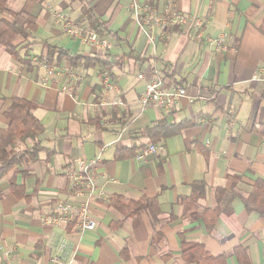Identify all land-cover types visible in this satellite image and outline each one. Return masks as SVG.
Returning a JSON list of instances; mask_svg holds the SVG:
<instances>
[{"label": "crops", "instance_id": "crops-1", "mask_svg": "<svg viewBox=\"0 0 264 264\" xmlns=\"http://www.w3.org/2000/svg\"><path fill=\"white\" fill-rule=\"evenodd\" d=\"M86 1L111 33L107 67L88 59L91 49L53 21L52 11L60 9L88 25L79 0H5L18 22H34L37 31L29 46L22 37L14 42L30 64L0 45V129L9 126L4 113L11 100L27 99L36 105V141L44 149L0 182V248L14 247L17 264H185L187 243L225 264H264V218L248 212L241 199L264 179V135L256 132L264 125V0H139L153 16L172 9L189 18L185 26L152 24L142 32L130 0ZM220 37L216 46L212 41ZM45 43L62 56L85 58L77 66L65 59L60 64L83 72L73 95L61 91L69 78L49 80L46 66L37 63ZM103 72L124 106L98 105ZM139 74L183 86L187 96L169 114L157 107L142 111ZM48 82L53 87L43 86ZM161 123L186 127L154 141L148 131ZM77 158L100 159L101 198L90 209L94 230L43 222L57 200L84 199L71 189ZM198 181L207 185L199 212L223 207L213 229L182 201ZM234 186L241 197L231 201ZM218 189L226 191L221 199ZM146 199L158 203L157 211L136 204Z\"/></svg>", "mask_w": 264, "mask_h": 264}, {"label": "trees", "instance_id": "trees-1", "mask_svg": "<svg viewBox=\"0 0 264 264\" xmlns=\"http://www.w3.org/2000/svg\"><path fill=\"white\" fill-rule=\"evenodd\" d=\"M82 3V12L90 29L107 38L111 34L107 32V28L99 17L90 8L86 0H79ZM0 14H7L14 18L15 21L10 22L4 18H0V45L6 48L11 56L22 64H30L31 61L22 57L21 51L23 46L14 45L18 37H22L27 41L26 46L31 44L33 32L37 31V25L31 21L20 23L17 21L18 14L12 13L6 8L5 0H0ZM264 34V24L261 28ZM44 51L37 58V63L51 66L53 64H61L65 59L73 66H77L85 58L82 56L63 55L62 50L57 46L43 44ZM106 57V56H105ZM88 59L96 60L100 63L104 62L103 58L89 55ZM108 60L104 62V67H107ZM10 108L4 113V116L10 121L6 129H0V182L15 169L23 167L25 164L35 162L39 159V154L43 151L40 141H36L37 135L35 129L38 125V120L34 115L36 105L24 98H13ZM184 124L168 125L159 124L158 129H150L148 135L151 139L157 141L165 138L170 134H177ZM256 132L264 135V125L256 129ZM33 139L34 143L26 147V142ZM206 183L204 181L195 182L192 185V193L190 196L183 198V204L186 209L192 213L195 219H203L210 229L214 228L219 215L223 211V207L218 204L215 208H207L199 212L198 201L205 197ZM224 189H218V199L225 195ZM231 201L237 197H241L236 191L235 186L231 191ZM241 199L246 206L248 212H257L264 218V179H257L251 193L248 196H243ZM145 203L140 204V208L149 205L158 209V203L146 199ZM185 264H225L223 257H213L200 244L183 243L182 251Z\"/></svg>", "mask_w": 264, "mask_h": 264}, {"label": "built area", "instance_id": "built-area-1", "mask_svg": "<svg viewBox=\"0 0 264 264\" xmlns=\"http://www.w3.org/2000/svg\"><path fill=\"white\" fill-rule=\"evenodd\" d=\"M143 4L139 1L132 0L130 10L134 17L140 19V15L144 12ZM49 8L50 5H48ZM52 18L62 30V32L70 38L77 39L81 44L88 46L93 55L104 58L112 48L111 42L104 36L90 29L83 21H75L64 12L53 10ZM189 18L181 13L168 9L167 13L156 15L154 24L164 28L168 25L185 26ZM148 23L149 21H144ZM150 39L152 34L148 33ZM222 37L214 39L212 42L216 46H221ZM47 78H69V84L63 85L61 91L67 95H73L76 85L83 78L81 70H74L64 65L54 64L46 66ZM138 78L145 82V93L140 97L139 103L142 111H146L151 107H157L164 113L173 112L180 101L187 96V90L180 85L165 84L161 79H150L145 74H139ZM103 90L101 99L98 103L102 107H121L124 102L121 98L119 88L114 85L110 75L107 72L101 74ZM46 88L53 87L49 82L43 83ZM156 146H149L150 152L156 151ZM100 159L86 160L77 158L75 160L78 168L71 171V189L73 195L83 197L84 199L75 204L68 200H57L53 205L50 213L43 218L46 225H61L69 227L74 225L80 230H94L97 223L90 215V209L93 202L101 198V192L97 182V165ZM1 254L4 264H17V252L14 247L1 246Z\"/></svg>", "mask_w": 264, "mask_h": 264}, {"label": "rangeland", "instance_id": "rangeland-1", "mask_svg": "<svg viewBox=\"0 0 264 264\" xmlns=\"http://www.w3.org/2000/svg\"><path fill=\"white\" fill-rule=\"evenodd\" d=\"M137 2H139V0H136ZM131 2H132V0H130V4H131ZM143 8H144V12L140 15V19H137L136 17H134V21H135V23H136V26H138V28H139V30L141 29L142 31H144L145 30V28H150L151 26H152V24H154V21H153V18L155 17V16H153L152 14H149V12H148V8L146 7V6H143ZM131 9V8H130ZM58 11H61L62 12V10H60V9H58ZM131 12V11H130ZM132 13V12H131ZM133 14V13H132ZM134 15V14H133ZM70 18H71V16H69ZM76 18V19H75ZM73 20H75V21H79V22H81L82 21V16H79V14L78 15H76V17H75ZM144 21H149L148 23H145ZM140 30V31H141ZM148 30V29H147ZM146 30V31H147ZM141 31V32H142ZM147 36H148V34H147ZM149 37V36H148ZM149 39H150V37H149ZM109 54V53H108ZM54 65V64H53ZM59 65V64H58ZM52 66V65H51ZM137 72H138V66H137V68L134 70V78H136V75H137ZM165 76V75H164ZM137 79V78H136Z\"/></svg>", "mask_w": 264, "mask_h": 264}]
</instances>
